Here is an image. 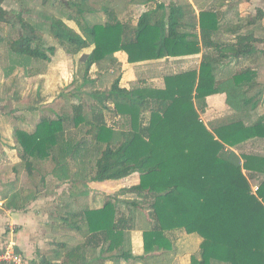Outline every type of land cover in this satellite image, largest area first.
<instances>
[{
    "label": "trees",
    "instance_id": "obj_1",
    "mask_svg": "<svg viewBox=\"0 0 264 264\" xmlns=\"http://www.w3.org/2000/svg\"><path fill=\"white\" fill-rule=\"evenodd\" d=\"M87 1L69 3L83 16L94 11L84 8ZM102 9L107 15L103 23L82 22L64 14L77 23L79 32L60 18L35 22L19 13L22 33L0 38V46L8 45L6 78L18 68L26 70L36 62L51 61L56 47L46 45L45 33L69 55L90 51L80 64L83 81L73 93L80 100L73 105V114L62 112L57 119H43L33 133L16 130L22 166L30 178L38 165L52 162L62 181L77 183L91 161L95 163L89 167L91 182L140 176L135 190L124 193H136L145 202H128L148 212L143 231L145 256L134 257L128 249L127 236L135 229L136 216L133 211L130 217L121 213L115 197L102 209L84 210L79 220L68 223L69 230L79 234L83 224L88 238L73 249L58 244L56 262L142 260L172 250L168 234L183 231L203 240L191 264H264V156L239 154L246 143L264 141V116L250 124L245 121L258 108L263 92L251 96L257 87L252 68H224L234 61L241 65L253 59V38L243 35L235 44L224 41L220 14L213 10H202L196 22L185 20L183 8L161 4L142 14L133 26L120 20L115 11ZM0 23L16 29L3 10ZM230 46L233 49L227 52ZM120 52L127 54L132 65L198 55L202 60L197 69L166 75L161 86L139 81L127 89L118 77L109 88L83 93L94 66L107 67L115 74ZM218 94L226 95L235 118L210 122L208 127L201 114L207 109V98ZM108 116L114 119L113 126ZM68 122L84 139L66 137ZM85 156L89 161L86 165L82 159L86 166L82 173L72 174L70 161ZM253 181H259L256 192Z\"/></svg>",
    "mask_w": 264,
    "mask_h": 264
},
{
    "label": "rangeland",
    "instance_id": "obj_2",
    "mask_svg": "<svg viewBox=\"0 0 264 264\" xmlns=\"http://www.w3.org/2000/svg\"><path fill=\"white\" fill-rule=\"evenodd\" d=\"M71 1L73 0H5L3 3H0V10L7 13L8 19L16 25V29L11 30V26L0 23V38L3 36L8 37V35H13V37H15L17 34L22 33L21 26L17 20V14L19 13L23 15L24 19L35 22H42L49 18H60L79 32L77 23L67 20L64 14H70L75 18L79 17L82 22L84 20L92 24L103 23L107 20V15L102 8L106 7L111 11H115L119 19L123 22L131 23L135 26L142 14L156 8L155 2H157V0H150L151 3L143 7L141 4L142 0H88L84 3V8L93 9L94 11L80 16L78 8L70 5L69 2ZM164 1L166 2L167 0ZM221 2L222 1L218 3V0L215 2L218 9L219 6H221ZM215 3H212V7L216 5ZM253 15L257 17V11L253 13ZM229 16L230 18H232V16L236 17V13L231 11ZM251 19H253L252 15L249 16L248 22L244 23L247 24L246 27L249 26ZM233 22L237 23L234 19ZM263 26L264 23L261 27ZM221 33L223 35L224 31L221 30ZM43 38L48 47H56V53L51 56V61L36 62L26 70L24 68H18L9 78L5 77V70L10 67L7 57L8 45L3 43L0 46V142H7L5 144H8L6 148L0 144V154L3 156L1 159L6 160L10 164L6 167L7 171L2 168L3 175L10 179V185L13 184V178H15V167H13V165H17L19 161V155L17 154L18 150L16 151L15 148H11L12 145H15V142L17 144L16 130L32 133L43 119H57V115L62 112L72 115L73 105L80 102L78 97L73 96V93H76L75 91L82 84L83 76L79 71L80 64L85 54L90 51H84L79 55H69L66 49L61 47L48 33H45ZM223 40L226 42L237 41V39L232 36L227 37L226 35ZM260 48L262 49L263 47ZM201 60L202 55H198L192 57L188 62L185 61L186 63L184 62L183 64H178L181 62L173 60H167L165 63L162 62L160 64L157 63V65L145 64L135 69L136 73L134 74H136V76L134 77V83L144 81L151 83L153 86H161L162 79L166 75L197 69L200 66ZM119 63L120 65L116 69L114 75H112L111 71L107 70V67L103 69L100 66H94L89 75L90 85L86 86L82 92H89L91 89L95 88H109L118 77L121 78V87L127 85L131 88L132 84L128 83L130 77L127 76L124 65L120 60ZM261 63L264 65V59L255 55L251 62L244 64L245 66L236 65L233 68V70H243L248 67H256L259 69L257 87L251 92V96L260 94L262 90L264 91V66L261 65ZM132 78L133 77H131V79ZM84 98L85 100L87 99V97ZM260 116H264V95H261V102L258 108L250 112L245 118V121L247 124H250L252 121L255 122ZM232 118H235V115L231 110L228 114L223 115V117L211 116L207 109L205 113L201 114L202 121L208 125V127L210 122ZM108 123L111 126L114 125V119L111 116H108ZM68 125L69 130L66 137H73V135H75V137L84 139L82 136L83 133L80 135L79 131L73 127L72 123L68 122L67 126ZM118 127H120L119 124ZM4 152L6 155H4ZM243 152L246 154L264 156V141L254 140L246 143L243 150H239V154ZM78 159V161L75 160L76 162L70 161L69 163L72 174L82 173L81 170L86 167L84 161L86 160V165L89 161L88 156ZM94 164V161H91L89 167L94 166ZM54 167V163L52 162H45L38 165L37 170L34 171L35 178L32 180L34 183L31 184L27 179L29 175L26 172V168L20 166L23 172L25 171L26 178L21 180L17 189H20V184L23 185L22 190H26L30 186L33 193L36 192L34 191L36 190L35 187H37L38 190H42V194H45L44 190L46 189L49 192L48 196L54 198L49 201H53L54 204L45 207V209L43 207V210L36 209V218L40 220L38 222L40 226L34 230L26 228L24 232L25 234L27 233L26 235H20L23 230L22 228L19 229L18 225L11 222L5 224L3 234L0 235V238L3 239V242L0 243V254L5 253L10 246L15 253L20 254L23 264H63L55 260V252L58 251V244L66 243L69 245L70 249L85 244L88 238L86 235V227L80 224V226L83 227V231L79 234L76 231L69 230L68 223L70 224L73 220H79V216L86 210L85 207H81V202L77 199L82 196V193L87 194V192H89V184L93 185V182L89 180L88 176L90 172L89 167L88 171H83L82 180L80 179L77 183L68 180L63 182V184H59L57 181L54 183L47 180L46 176ZM18 174H20V172L17 173V177ZM46 185H48V188ZM94 185L95 187H93L94 189L92 190L95 194L104 192V194L100 193L104 196L102 200L105 201L108 199L110 201L111 198L115 197L119 200L117 206L121 213L130 217V212H134L136 218L134 223L135 229L133 231L136 233L135 236L139 235L141 239V235L147 225L145 222L148 217V212L141 209L139 205L137 207H132L128 205V202H140V205L145 204V202L140 201L141 198L136 193H124V189L119 185H115V187L121 188L116 189L120 191L113 193L115 197L111 198L108 197V186ZM258 185L259 181L252 182L254 192ZM134 188L135 187L131 190H135ZM125 190L129 191L128 189ZM62 191L64 192V196L59 199L62 196ZM111 202L116 203L114 199ZM141 214H143L144 217H140ZM60 219L63 221H60ZM46 220L47 222L50 220L51 223L46 224ZM131 232L128 233L129 236ZM19 240L22 241L20 242L22 247L18 245Z\"/></svg>",
    "mask_w": 264,
    "mask_h": 264
},
{
    "label": "crops",
    "instance_id": "obj_3",
    "mask_svg": "<svg viewBox=\"0 0 264 264\" xmlns=\"http://www.w3.org/2000/svg\"><path fill=\"white\" fill-rule=\"evenodd\" d=\"M216 1L217 0H167L165 2L164 0L163 1L157 0V2H155L156 8H153V10H156L158 5L166 4L168 6L171 3V4L176 5L179 8L184 9L185 20H196V22L197 21L199 22V16L202 10L216 11L217 13L220 14V24L222 25L221 30L224 31L223 35L224 36L226 35L227 37L232 36L233 38L237 39V41H238V38L243 37V35H249V37L253 38L251 43L253 44L254 49L256 51L255 55L260 57L261 59H264L263 57V54H264V28L263 27L264 26L261 27V25L264 23V10H262L264 9L263 8L264 0H218V3L222 1L221 6H219V9L217 7V4L215 3ZM150 3H151L150 0H142L141 2L143 7H145V5H149ZM212 3H215L216 5L212 7ZM229 8L232 10H230ZM231 11L236 13V17L232 16V18H230L229 14ZM256 11H257V17L256 16L254 17L255 14L253 15V13H255ZM251 15L253 19H251V22H249V26H248L250 28L249 29L248 27H246L247 24H244V23L248 22V18ZM233 19L236 20L237 23H234ZM66 24L72 28V26H70L68 23ZM235 42L236 41H232L233 44H235ZM260 47H263V48L261 49ZM231 48L233 49V46L227 47L226 51L228 52V50ZM116 57L120 60V62L123 63L124 69L127 72V76L130 77V80H128L129 81L128 83H131V84H133L135 81L134 77L136 76V74L134 73H136L135 69H138V67L143 66L145 64H156L157 65V63L160 64L162 62L165 63L167 61V60H162L158 62L132 65V64H129L126 53L124 52L117 53ZM191 59L192 57H186V58H181V59H170V60L180 61L181 63H178V64H183L185 61L188 62ZM251 61L252 60H245V62H243V64H241L240 66H243L247 62H251ZM261 65L263 64L261 63ZM235 66H236V61L231 63L229 66H224V68L226 67L225 70L230 69V68L233 69ZM252 69L255 70L257 74V78H259V69H257L256 67ZM177 73H174V74H177ZM131 77L133 78L131 79ZM126 86H122V87H126ZM126 88L130 89V86L129 87L127 86ZM262 92H263L262 95H264L263 90ZM206 102H207V110L210 112L211 116L223 117V115H226L230 112V108L226 104L225 94H218V95L208 97ZM5 143L7 142H0V144H2L4 148H6L8 145V144L6 145ZM11 148L13 149L15 148L16 151L18 150L16 142H15V145L11 146ZM17 154L19 155L18 151H17ZM1 155L2 154H0V235L3 234L4 226L8 222L18 225L19 229L22 228L23 231L21 232L20 235L22 234L26 235L27 233L26 234L24 233L26 228L34 230L40 226L38 225V222L40 220L36 218V209L43 210V207L45 209V207L52 206L54 203L53 201L52 202L50 201L53 200L54 198H51L50 196H48L49 192L46 189L44 190L45 194H42V190H38L37 187H35L36 190L34 191L36 192L34 193L31 190L30 186L26 190H22L23 185L21 184L19 187L20 189H17L21 180L26 178L25 173H24L25 171L23 172V169L20 168V166H22L20 155L18 156L19 161L17 162V165H13V167H15L14 171L16 169L18 171L17 172L15 171V174H14L15 178H13L14 179L13 184L10 185L9 184L10 179L6 178L2 172L3 171L2 168L5 171H7L6 167L10 164L6 160L1 159L3 157ZM4 155H6L5 152H4ZM54 166L55 167L52 169L50 173H48L46 178L47 180H50V182L55 183L57 181V183L63 184V182H66V181H62V179L58 177L60 175H56L55 170H57L58 167H56V165ZM18 172H20V174H18V177H17ZM33 178H35V173L33 174L32 178L30 177L28 178L27 176V179L30 181L31 184L34 183L32 181ZM92 184L93 185L91 184L88 185L90 187L88 190L89 192H87V194L82 193V196H80V198H78L77 200L81 202V207H85L86 210L87 209L99 210V209H102L109 200L108 199L105 201L102 200L104 198L103 196L104 192H99V194L97 193L95 194L93 192L92 189H94L93 187H95L94 184L99 185V186H105V185L108 186V189H109V191H107L109 193L108 197L111 198V197H115L113 196L114 195L113 193L120 191L116 189L122 188L124 189V192H125L127 191L125 189L131 190L133 189V187L136 188L140 184V176L139 174H134L120 181H109V182H104V183L93 182ZM115 185L117 186L119 185L121 188H116ZM46 187L48 188V185H46ZM96 189H97V186H96ZM100 193H103V194H100ZM61 194L62 196L59 199H61L64 196V192L62 191ZM61 220L62 219H60V221ZM49 223H51V221L48 220L47 222L46 220V224H49ZM135 234L136 233L134 231L130 233V236L128 234L126 244L128 246V249L132 251V254L134 257L142 258L143 256H145L143 233L141 235L142 237L141 239L139 235L135 236ZM168 238L171 240L170 242L172 243V250L170 251L155 253L153 255L145 257V259H142V260L138 259V260H131L130 262H125V261L109 259L105 263L106 264H191L192 257L199 253L201 244L203 242V240L198 235H188L187 233L183 231H174L172 233H169ZM2 242H3V239L0 238V243ZM18 242H19L18 243L19 247H22L20 244V242L22 241L19 240Z\"/></svg>",
    "mask_w": 264,
    "mask_h": 264
},
{
    "label": "built area",
    "instance_id": "obj_4",
    "mask_svg": "<svg viewBox=\"0 0 264 264\" xmlns=\"http://www.w3.org/2000/svg\"><path fill=\"white\" fill-rule=\"evenodd\" d=\"M257 190L258 187L255 188V192ZM0 264H23V260L20 254L15 253L9 246L5 253L0 254Z\"/></svg>",
    "mask_w": 264,
    "mask_h": 264
}]
</instances>
